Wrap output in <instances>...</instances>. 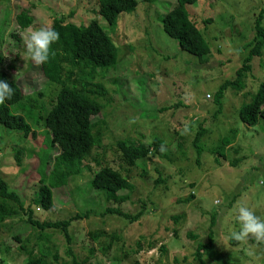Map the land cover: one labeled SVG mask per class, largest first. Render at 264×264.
<instances>
[{"label":"rangeland","instance_id":"1","mask_svg":"<svg viewBox=\"0 0 264 264\" xmlns=\"http://www.w3.org/2000/svg\"><path fill=\"white\" fill-rule=\"evenodd\" d=\"M175 4V0L138 2L135 12L118 16L117 28L111 32L97 14L95 0H0V72L17 82L26 104L48 107L56 91L40 66L24 57L26 30L51 27L55 18L77 26L97 20L117 50L115 71L104 76L113 77L106 84L108 94L100 98L102 104L109 103L108 116L95 119L104 121L108 131L101 147L82 161V173L69 179L65 187L52 190L53 206L48 211L35 208L31 200L41 175L48 174L59 153L49 132L38 130L31 139L33 129L24 137L22 132L0 126V178L23 195L34 218L54 222L80 216L68 229L71 255L65 253L63 237L47 231L51 236L48 245L57 248L59 264H74L73 260L77 264H200L195 253L198 243L208 241L214 214L218 216L212 249L203 254L204 263L264 264V242L249 238L234 243L227 238L238 228V204L251 207L264 219V123L248 127L238 119L239 108L252 101L264 81V50L249 59L250 68L239 84L224 88L218 100L215 97L225 81L235 79L234 73L248 58V44L260 14L264 26V0H198L187 6L212 52L205 63L180 50L163 30L162 19ZM22 12L32 19L25 29L17 21ZM198 131L205 133L201 139L206 149L199 158L192 144ZM231 133L233 143L218 166L211 150ZM154 137L162 144L153 146ZM124 139L150 147L152 153L129 166L116 146ZM158 150L167 157H160ZM104 166L127 178L132 188L119 195L128 196V201L107 202L102 192L91 188L93 173ZM189 194L194 199L187 201ZM110 210L131 217L143 214L131 222ZM29 233V226L15 222L4 237L9 251L0 258L6 264H24L27 256L11 237L24 239ZM90 233L101 238L94 240Z\"/></svg>","mask_w":264,"mask_h":264},{"label":"trees","instance_id":"2","mask_svg":"<svg viewBox=\"0 0 264 264\" xmlns=\"http://www.w3.org/2000/svg\"><path fill=\"white\" fill-rule=\"evenodd\" d=\"M155 1L159 0H95V4L97 14L103 18L113 32L117 28L120 14L135 12L138 2L149 4ZM197 1L175 0L176 4L162 19V28L177 43L180 50L196 56L200 59V63H205L207 56L212 52L186 9L187 6L194 5ZM262 12L264 13V9ZM261 16L260 14L256 21L254 38L248 44L251 47L248 58L245 59L242 67L234 73L235 79L225 81L220 86L219 91L215 94L216 100L219 99L224 88L240 83L250 68L249 59L253 55L259 56L263 53L264 26L261 25ZM132 20L134 22V19ZM17 21L21 28L25 29L31 24L32 19L27 17L26 12H22L17 17ZM51 28L59 33V40L51 45L49 60L40 65L41 74L46 82L56 86L53 100L47 101L49 109L39 104H26L28 101H24L25 97L17 82L0 72V79L8 81L14 90L10 100L0 103V126L13 132H22L24 137H27L33 129L32 135L30 134L31 139L36 137L38 130H45L49 132L52 144L58 148V155L53 158L48 174L41 175L39 187L31 200L32 205L42 211H48L53 206L52 190L65 187L69 179L79 176L82 173V161L93 149L101 147L103 136L108 128L104 121H95V119L100 115L108 116L105 110L109 103L102 104L100 98L103 99L107 96L106 84L108 79L113 78L105 79L104 76L115 71L117 65V50L109 34L98 24L97 20H91L87 25L77 26L63 18H55ZM2 60L3 58L0 57V63ZM41 95L42 93L38 97ZM164 110L162 109L161 112ZM36 111L40 113L38 117L34 115ZM238 119L248 127H254L260 121L264 123V81L259 84L252 101L239 108ZM204 134L202 131L199 132L192 142L197 152V158L206 151L202 142L204 138L201 139ZM232 134L222 136L217 141L215 150H211L218 166H221V160L225 159V149L233 143L235 136ZM152 144L157 146L162 143L155 138ZM116 146L121 153V159L129 166L136 165L137 162L152 153L150 147L138 146L130 143L127 139L116 142ZM156 153L162 158L167 157L160 154L159 150ZM16 159L18 160V156ZM236 163L237 161L230 164L235 166ZM181 180L183 181L182 178ZM187 187L192 189L191 185ZM91 188L94 191L102 192L107 202L124 203L128 201V196H120L119 192L129 191L132 187L127 178L119 171L104 166L93 173ZM191 199H194V194L188 196L187 201ZM29 205H25L23 195L9 189L5 181L0 178V257L9 251V247L5 245L4 237L14 229L16 222L30 228V233L24 239L15 235L11 237L12 241L16 244L19 243V249L23 250L27 256L24 264H59L57 248L50 249L48 245L47 241L51 236L47 231L58 232L67 244L65 253L71 255V237L68 229L71 223L78 220L80 216L75 215L73 218L61 221L40 222L34 218V210ZM110 212L131 222L138 220L143 214L140 212L131 217L120 210H110ZM216 216L218 215L214 214L210 216L211 219L209 218L207 243H198L195 255L200 264H205L203 254L211 252L212 230ZM173 220L176 222L178 218ZM90 236L94 240L101 238L100 234L90 233ZM190 237L195 238L191 234ZM114 239L112 238L113 242ZM109 248L110 245L104 251ZM33 250L36 251V254ZM89 252L91 255L93 254L92 250ZM73 263L77 264L75 260ZM0 264L6 263L0 258ZM61 264L66 263L62 262Z\"/></svg>","mask_w":264,"mask_h":264},{"label":"clouds","instance_id":"3","mask_svg":"<svg viewBox=\"0 0 264 264\" xmlns=\"http://www.w3.org/2000/svg\"><path fill=\"white\" fill-rule=\"evenodd\" d=\"M59 40V33L51 27H38L26 30L23 37L24 57L36 66L49 60L50 47ZM13 88L8 81L0 79V103L10 100ZM160 151H164L163 145ZM235 220L238 228H234L227 236L228 239L243 242L253 238L257 242H264V219H261L254 210L244 204L235 207Z\"/></svg>","mask_w":264,"mask_h":264}]
</instances>
